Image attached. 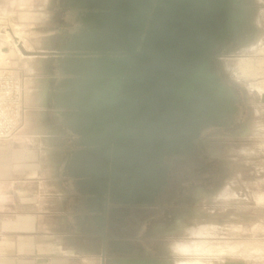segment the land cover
<instances>
[{"label":"water","instance_id":"obj_1","mask_svg":"<svg viewBox=\"0 0 264 264\" xmlns=\"http://www.w3.org/2000/svg\"><path fill=\"white\" fill-rule=\"evenodd\" d=\"M238 0H69L86 11L56 56L49 101L79 137L67 165L83 232L105 254L132 256L131 209L169 186L166 160L195 150L230 113L211 57L243 23ZM73 24V21H72ZM120 264H151L123 258Z\"/></svg>","mask_w":264,"mask_h":264},{"label":"crops","instance_id":"obj_2","mask_svg":"<svg viewBox=\"0 0 264 264\" xmlns=\"http://www.w3.org/2000/svg\"><path fill=\"white\" fill-rule=\"evenodd\" d=\"M51 3L0 1V30H36L26 41L29 50H23L32 55H20L6 40L0 42V50L10 55L11 68L27 87L18 135L0 140V264H120L123 258L151 264H181L195 258L206 264H247L237 257L183 254L180 247L195 240L179 238L187 231L188 215L178 197L151 209H131L132 217L126 221L134 224L130 242L137 251L132 256L105 254L100 243L83 232L74 209V181L67 169L79 137L48 99L60 76L58 61L44 54L54 50L52 37L57 32ZM191 194L193 210L203 212L196 199L205 196L204 191ZM234 214L238 213H229Z\"/></svg>","mask_w":264,"mask_h":264},{"label":"rangeland","instance_id":"obj_3","mask_svg":"<svg viewBox=\"0 0 264 264\" xmlns=\"http://www.w3.org/2000/svg\"><path fill=\"white\" fill-rule=\"evenodd\" d=\"M253 3L251 35L237 47L222 49L220 45L214 51L226 78L243 93L248 117L243 127L230 135L215 130L205 133L204 136L210 139L204 151L207 156L204 155L200 164L208 170V177L202 184H192L191 179L185 191L190 186L213 188V170L220 177L213 195L196 199L198 204L201 202V207L197 208L203 212H195V200H192L191 195L187 197V231L180 233L179 238L195 240L187 245L195 250L200 247L201 250L194 256L218 259L237 257L243 258L247 264H264V202H258L255 198L256 193L264 194V95L251 87L264 81V71L258 77L245 79L239 78L236 69L243 60H251L256 64L264 62V0H253ZM35 31L4 28L0 30V42L6 40L7 46L19 50L20 55H32L23 50H29L26 41L29 42L35 36ZM18 36L22 39L20 47L17 46L20 43ZM8 58L10 55L0 50V64ZM161 199L162 194L156 203H160ZM233 210L238 213L232 215L234 219L229 215ZM236 247L240 249L235 250ZM190 261L206 264L199 258Z\"/></svg>","mask_w":264,"mask_h":264},{"label":"flooded vegetation","instance_id":"obj_4","mask_svg":"<svg viewBox=\"0 0 264 264\" xmlns=\"http://www.w3.org/2000/svg\"><path fill=\"white\" fill-rule=\"evenodd\" d=\"M240 4H233L231 7L238 12V16L244 15L243 23L239 24L238 28L232 33L231 37L222 45L223 48H234L243 42L246 38L251 35V14L253 12V0H238ZM69 0H52L51 6L54 10L53 21L56 22V30L57 32L52 37L53 40V48L55 52L50 53H65L62 47L66 44V41L70 38L72 34L80 33L84 30V27L79 23H74V19L76 17H81L86 13V11H81L78 9H73L71 7H67L66 4ZM72 20H70V18ZM73 21V24H72ZM53 58H57L53 56ZM219 58L216 54H213L211 57V71L217 74V80L219 83L225 87L226 89V99L227 105L231 108L230 113L224 118V120L218 124H208L207 126L202 128L201 135L195 140V150L188 155L184 156H175L167 158L166 163L170 167V182L169 186L166 190L161 193L162 199L160 203H156L153 205H145V206H136L142 207L146 209H151L155 207L157 204H166L170 202L176 201L181 196V200L186 204L187 197L191 195L192 200L195 197L191 194V191L198 189L203 190L205 196H211L214 194V190L217 188V184L219 181V174L216 176V171L213 170L212 183L213 188H206L203 185L198 187L190 186L188 191H185L186 184L193 179V183L202 184L204 179L208 177V170L200 164L202 158H204V153L207 145L208 139L210 137L204 136L205 133H213V131H221L226 135H230L232 133L238 132L244 125L245 119L248 117V110L245 105V100L243 98V93L239 92L232 83L226 78V75L222 72L219 67ZM213 161L211 160V163ZM191 163H194L191 166ZM196 163H198L196 165ZM215 172V174H214ZM192 174V176H191ZM211 178V177H210ZM192 182V181H191ZM190 182V183H191ZM183 191V192H182ZM160 194V195H161ZM134 208V207H133Z\"/></svg>","mask_w":264,"mask_h":264},{"label":"built area","instance_id":"obj_5","mask_svg":"<svg viewBox=\"0 0 264 264\" xmlns=\"http://www.w3.org/2000/svg\"><path fill=\"white\" fill-rule=\"evenodd\" d=\"M20 45L21 42L17 44ZM26 91L25 80L13 71L8 58L0 65V140L18 134L24 118Z\"/></svg>","mask_w":264,"mask_h":264},{"label":"bare ground","instance_id":"obj_6","mask_svg":"<svg viewBox=\"0 0 264 264\" xmlns=\"http://www.w3.org/2000/svg\"><path fill=\"white\" fill-rule=\"evenodd\" d=\"M263 51H264V49H263ZM4 62L5 61H3V63ZM3 63L0 65H3ZM236 69L238 71V74L240 75L239 78L242 77L245 79H250V78L253 79V78L258 77L259 75L263 74L262 72L264 71V62L256 64L255 62H253L251 60H243L238 64V67ZM251 87L255 91H257L259 94L264 95V81L255 85V86H251ZM255 198L257 199L258 202H264V194H262V193H256ZM232 229L236 230V227H233ZM199 248L200 247H198L197 249L201 250ZM238 249H240V248L236 247L235 250H238ZM198 250L192 249L187 245L180 247V251H182V253L185 255H195V254H197V252H199ZM181 264H200V263H199V261L192 262L190 260H185V261H182Z\"/></svg>","mask_w":264,"mask_h":264}]
</instances>
